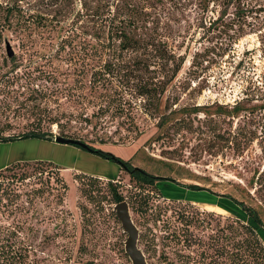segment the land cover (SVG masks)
<instances>
[{
  "label": "rangeland",
  "instance_id": "374dc122",
  "mask_svg": "<svg viewBox=\"0 0 264 264\" xmlns=\"http://www.w3.org/2000/svg\"><path fill=\"white\" fill-rule=\"evenodd\" d=\"M51 1L20 5L35 15L50 11ZM58 1L71 9L72 0ZM97 1L112 9L131 2ZM135 1L147 6L171 57L162 72L170 75L175 65L179 72L161 97L159 113L145 111L151 101L129 91L133 122L111 112L95 125L83 120L93 107L73 99L80 90L69 57L53 53L60 35L42 30L34 34L35 44L25 30L7 32L0 41L1 136L39 129L53 134L9 145L0 141V160H42H18L0 169V234L9 241L0 242V252L21 254L20 264H131L109 180L129 204L148 264L212 262V242L246 236L237 218L253 225L264 243V229L234 202L256 208L264 221V0H233L228 6L223 0ZM69 14L60 18L70 23ZM150 69L154 76L158 67ZM45 87L51 93L37 108L34 97ZM158 114L176 119L158 127ZM62 132L94 151L58 143ZM119 161L157 177L160 191L139 187ZM88 174L96 178L92 187ZM14 228L19 232L9 236Z\"/></svg>",
  "mask_w": 264,
  "mask_h": 264
},
{
  "label": "trees",
  "instance_id": "16d2710c",
  "mask_svg": "<svg viewBox=\"0 0 264 264\" xmlns=\"http://www.w3.org/2000/svg\"><path fill=\"white\" fill-rule=\"evenodd\" d=\"M22 1H0V41L6 39L7 32L23 33L25 30L29 31L32 37L31 42L35 44H37L35 42L37 36H33H35L34 34L39 35L42 30H48L55 33L56 36L60 35L54 45L53 53L58 54L63 51L65 56L69 57L68 61L72 65L71 75L77 77V80L73 83H78L76 87L80 90L79 93H74L73 99L81 103L87 102L93 107L90 115L83 114L81 116L83 120L91 122L92 119L95 125L99 117L111 112L116 117L130 118V121L133 122L135 112L133 111L134 106L131 104L132 93L129 91H134L137 96L144 98L147 102L151 101L148 105L150 108H144L145 111L148 110L151 114L160 112L161 97L167 85L179 72V66H173L170 75L167 72H162V69L168 66L171 57L166 50L165 43H162L159 40V35L155 34L156 29L153 27V19L150 13L145 11L147 6L140 7L135 0H131L130 3H126L122 7L117 4L112 9L110 4L103 1L78 0L79 8L75 10L76 7L73 8L72 5L76 1L72 0L70 3L71 9L68 10L61 7L58 0H53L48 4L50 8L48 12H54V15L48 18L47 16L50 15L48 12L35 13V15L30 13L29 10V13L25 12V9L20 5ZM223 1L226 2L227 6L233 2V0ZM67 13H70L68 18L72 17L70 23H67L68 19L60 18ZM149 23L152 28L148 26ZM78 24L80 26L76 27ZM41 50L45 51L46 49ZM44 55L46 56V54ZM151 66L158 67V70L154 71V74L156 73L154 76L149 75L153 71L150 69ZM157 71L159 72L157 73ZM112 78L120 81H111ZM134 79L138 81H130ZM66 82L72 83V81ZM47 88L49 87H45L44 90L40 89L38 96L34 97V104L37 108H39L41 99L47 98L51 93V90L48 91ZM35 92L37 91L35 90ZM44 103H46V100H44ZM262 106L264 107V104ZM175 111L177 112L179 109ZM54 117L57 119L58 116ZM159 117H161V122L158 127L162 128L168 120L176 119L175 116H165L164 114ZM64 133L62 132V135L56 136L82 141L71 135H64ZM29 137L52 139L53 134L47 132V130H29L12 136H1L0 134V141H14ZM107 157L117 161L112 156L107 155ZM18 162L20 161L13 162L3 169L10 168ZM122 163L127 166L129 170H126L129 176L135 183H138L139 187L150 185L160 191L156 183L157 177L143 170L134 171L132 165L127 162ZM88 175L90 176L88 179L90 182L89 187H92L96 182V178L92 174ZM107 185L110 198L115 203L124 200L123 195L117 190L116 184L109 180ZM191 186L192 184L189 188ZM35 190L43 193L41 187ZM89 190H86V195L91 197ZM143 201H145V197ZM234 202L264 229V221L256 208L235 199ZM236 221V223L241 224L246 232V236L242 241L212 242V262L205 263L199 258V264H264V243L258 232L250 223L239 218ZM9 232V236L13 235L19 232V228H14ZM4 237L0 234V242H9L8 238ZM224 237L228 241L231 235L225 234ZM9 251L2 250L0 252V264H20L21 261L24 262L23 257H20L21 254L12 257L14 254ZM201 256L203 258L202 253ZM9 257H12V260L8 259Z\"/></svg>",
  "mask_w": 264,
  "mask_h": 264
},
{
  "label": "water",
  "instance_id": "95a60500",
  "mask_svg": "<svg viewBox=\"0 0 264 264\" xmlns=\"http://www.w3.org/2000/svg\"><path fill=\"white\" fill-rule=\"evenodd\" d=\"M6 55L8 58H12L14 56V52L12 51L8 43H6ZM55 141H57L58 143L65 144H77L83 148H87L90 151H94L86 143L72 138H64L57 136L55 137ZM118 163L121 164L127 170H129L124 163L120 161ZM132 170L139 171L141 169L134 166ZM114 210L117 219L120 221L123 232L127 234L123 244L124 251L129 257L131 264H148L142 249L138 246L139 229L132 220L128 202L126 200H122L115 203Z\"/></svg>",
  "mask_w": 264,
  "mask_h": 264
},
{
  "label": "crops",
  "instance_id": "0c3cea01",
  "mask_svg": "<svg viewBox=\"0 0 264 264\" xmlns=\"http://www.w3.org/2000/svg\"><path fill=\"white\" fill-rule=\"evenodd\" d=\"M6 142L9 145L11 141H6ZM18 160H27L28 161V160H36V159L35 158H30V159H17V160H13V161H8L7 159H5V160L2 159V160H0V169L8 166L9 164H11V163H13L15 161H18Z\"/></svg>",
  "mask_w": 264,
  "mask_h": 264
}]
</instances>
